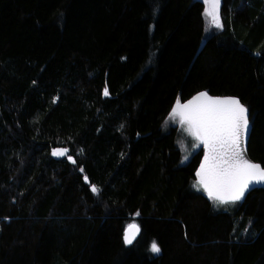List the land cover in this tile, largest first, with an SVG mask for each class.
<instances>
[{"label":"trees","instance_id":"obj_1","mask_svg":"<svg viewBox=\"0 0 264 264\" xmlns=\"http://www.w3.org/2000/svg\"><path fill=\"white\" fill-rule=\"evenodd\" d=\"M202 11L0 0V264H264V184L218 205L194 186L200 148L181 163L192 141L165 125L197 90L236 95L264 168V0H220L207 32Z\"/></svg>","mask_w":264,"mask_h":264},{"label":"snow or ice","instance_id":"obj_2","mask_svg":"<svg viewBox=\"0 0 264 264\" xmlns=\"http://www.w3.org/2000/svg\"><path fill=\"white\" fill-rule=\"evenodd\" d=\"M204 3L210 8L207 14L212 17V23L222 27L219 22L220 0H204ZM108 94L105 88L104 95ZM204 96L206 93H200L182 106L178 101L169 116L175 118L180 115L181 123L187 122L190 134L207 149L205 162L198 172V185L194 186H203L218 205L235 204L243 199L253 184L264 182V168L245 159L246 148L241 146L242 138L250 128L248 109L234 97L208 98L209 103L195 105V101ZM193 147H199V144ZM66 152V149L53 150L52 154L64 156ZM91 190L94 193L99 191L96 186H92ZM139 231L135 224L129 225L124 236L125 243L131 244L135 238L129 233ZM150 250L155 254L161 251L156 241L151 243Z\"/></svg>","mask_w":264,"mask_h":264},{"label":"water","instance_id":"obj_3","mask_svg":"<svg viewBox=\"0 0 264 264\" xmlns=\"http://www.w3.org/2000/svg\"><path fill=\"white\" fill-rule=\"evenodd\" d=\"M200 93H206V96H204V97H200V99L199 100H197V101H195V105H203V104H207V103H209V100H208V98H227V97H234V98H237V99H239L236 95H231V94H223V95H217V94H211V93H209V92H207L206 90H204V89H200V90H197V91H195L194 93H192L191 95H189L188 97H186L185 99H183V100H176L175 101V103H174V105H173V107L175 106V105H177V102L179 101V104L182 106V105H184V104H187L189 101H192L193 100V98L194 97H197ZM240 101V100H239ZM240 103L242 104V105H244L241 101H240ZM245 106V105H244ZM246 107V106H245ZM248 115H249V111H248ZM249 131H250V128H249ZM249 131L247 132V134H246V136H244L243 138H242V142H241V146H242V148H246V143H247V138H248V134H249ZM199 148H200V157H199V160H198V162H197V165H196V167H195V176H196V178L198 179V181H199V179H200V177H199V175H198V172L200 171V169H201V165L205 162V155H206V152H207V149L204 147V145L203 144H201L200 142H199ZM66 148L64 147V146H60V145H57V146H53V147H51V149H50V152H51V154L53 153V150H65ZM53 155V154H52ZM245 159H247L249 162H251V163H254V164H258V165H260L258 162H256V161H254V160H252L249 156H248V154H247V151H246V153H245ZM261 166V165H260ZM262 168V167H261ZM264 184V182H261V183H257V184H253L252 186H251V188H250V190L251 189H253V188H256V187H260L261 185H263ZM203 187V186H202ZM205 190V189H204ZM247 191H249V190H247ZM246 191V192H247ZM245 192V193H246ZM132 224H135L136 226H138L136 223H128L126 226H124V228H123V240H124V236H125V234H126V231H127V229H128V226L129 225H132ZM130 235H134V236H136L137 235V233H129ZM124 242H125V240H124Z\"/></svg>","mask_w":264,"mask_h":264},{"label":"rangeland","instance_id":"obj_4","mask_svg":"<svg viewBox=\"0 0 264 264\" xmlns=\"http://www.w3.org/2000/svg\"><path fill=\"white\" fill-rule=\"evenodd\" d=\"M203 2V11H202V16H203V24H204V30L205 32L217 28L215 24L212 23V17L207 14V10H210L209 6L204 3V0H201ZM219 22H220V16H219ZM173 109V108H172ZM172 109L169 111V113L172 111ZM169 113L167 114L165 118V125L166 126H175L178 128V130L181 131V133L184 136L190 137V142L192 141V145L188 147L186 145L185 139L181 138L178 140V145L181 148V157H180V162L184 163L190 156V151L196 147H193L195 144H199V141L194 137L193 135L190 134L188 131L189 125L187 122L181 123V116L177 115L175 118H171L169 116ZM129 223H133V221H129Z\"/></svg>","mask_w":264,"mask_h":264}]
</instances>
